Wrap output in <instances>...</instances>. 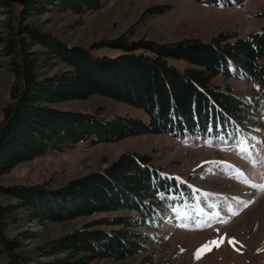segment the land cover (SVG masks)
Listing matches in <instances>:
<instances>
[{"label":"trees","instance_id":"obj_1","mask_svg":"<svg viewBox=\"0 0 264 264\" xmlns=\"http://www.w3.org/2000/svg\"><path fill=\"white\" fill-rule=\"evenodd\" d=\"M209 5H244L246 0H196ZM104 0H30L25 7L0 0L8 19L6 55L16 76L12 102L0 121V177L15 166L62 151L73 144L114 143L139 135H169L176 140L227 144L242 140L250 119L264 112V32L250 33L235 43L220 35L211 43L184 40L162 45L132 41L127 35L91 45L70 47L60 39L32 26L29 20L53 10L83 15L100 10ZM108 46L125 52L111 57L95 56L91 49ZM39 48V49H37ZM46 58L42 60V58ZM195 66L184 72L171 67L168 59ZM60 60L68 69L39 77L36 69ZM50 62V63H49ZM257 82L251 101L233 94L232 88L212 86L218 75ZM103 95L144 110L149 121L130 118L105 120L79 112L60 111L51 104L85 100ZM0 195L14 202L0 204V262L3 264H92L123 262L153 240L151 231L181 200L192 197L191 188L176 176L161 173L147 155L124 154L103 171L75 179L53 189L50 184L1 186ZM185 196V198H184ZM25 220L42 225L68 223L97 213H125L110 220L112 227L91 222L82 230L49 241L41 254L52 257L32 263L24 255L25 239L7 237L18 212ZM28 237V238H26ZM25 238V239H24Z\"/></svg>","mask_w":264,"mask_h":264},{"label":"rangeland","instance_id":"obj_2","mask_svg":"<svg viewBox=\"0 0 264 264\" xmlns=\"http://www.w3.org/2000/svg\"><path fill=\"white\" fill-rule=\"evenodd\" d=\"M6 9H0V121L4 108L12 102L16 76L11 70V57L6 55L4 27ZM29 23L70 47L114 40L122 35L132 41H153L167 45L184 40L211 43L222 34L235 43L250 33L264 32V0H246L244 5H212L196 0H104L95 12L74 15L53 10L34 16ZM39 49V48H37ZM98 57L115 58L125 52L108 46L91 49ZM46 58H42L45 60ZM50 63V62H49ZM36 69L39 77L53 76L68 69L60 60ZM180 72L194 68L187 61L168 59ZM211 85L251 101L257 82L238 80L224 75L213 78ZM51 108L79 112L111 121L130 118L149 121L148 114L128 103L103 95L85 100L54 103ZM242 140L220 144L197 140H176L169 135L145 134L114 143L91 144L83 141L62 151L25 161L0 177L1 186H35L45 183L61 188L75 179L101 172L124 154L147 155L161 173L176 176L191 188L192 197L181 200L171 209L165 221L151 235L147 250L123 262L98 261L92 264H264V191L254 185L264 184V112L252 115L249 131ZM242 148H247L243 151ZM185 198V196H184ZM14 202L0 195V204ZM25 211L16 214L17 224L7 232L8 239L33 234L24 241V255L32 263L52 260L41 254L49 241L82 230L91 222L103 220L96 227H112L110 220L125 213H97L68 223H31ZM28 238V237H26ZM219 247L200 251L213 240ZM229 241H232L231 243ZM199 256V258H197ZM3 264V262H0Z\"/></svg>","mask_w":264,"mask_h":264},{"label":"snow or ice","instance_id":"obj_3","mask_svg":"<svg viewBox=\"0 0 264 264\" xmlns=\"http://www.w3.org/2000/svg\"><path fill=\"white\" fill-rule=\"evenodd\" d=\"M243 151H247V148H242ZM255 187H258L260 188L261 191H264V184H260V185H254ZM223 242V238H221L219 241L217 240H213L211 242H209V244H206L205 246H203V248L200 250L201 252L204 251V250H211V246H216V247H219L220 243ZM230 243L232 241H229ZM199 258V256L197 257Z\"/></svg>","mask_w":264,"mask_h":264},{"label":"water","instance_id":"obj_4","mask_svg":"<svg viewBox=\"0 0 264 264\" xmlns=\"http://www.w3.org/2000/svg\"><path fill=\"white\" fill-rule=\"evenodd\" d=\"M15 6L25 7L30 0H10Z\"/></svg>","mask_w":264,"mask_h":264}]
</instances>
